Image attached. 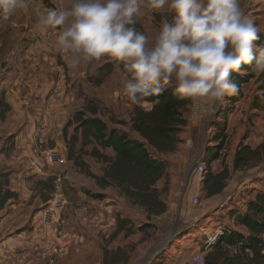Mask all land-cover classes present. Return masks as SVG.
Returning <instances> with one entry per match:
<instances>
[{"label": "rangeland", "instance_id": "obj_1", "mask_svg": "<svg viewBox=\"0 0 264 264\" xmlns=\"http://www.w3.org/2000/svg\"><path fill=\"white\" fill-rule=\"evenodd\" d=\"M72 2L27 0V7L17 10L10 21L0 22V99L11 108L0 120V173L10 174V188L18 194L0 211V264H101L103 248L118 247L130 255L128 264H195L197 256L205 258L204 247L219 228L226 233L245 231L236 225L234 213H244L249 201L264 191V157L241 169L234 166L240 146L255 150L264 145V101L258 103L264 94L261 74L243 85V98L236 104L225 97L218 108L198 115L189 102L183 110L187 126L176 150L163 154L151 149L167 167L156 187L168 211L149 218L116 188H101L68 160V144L77 134L74 117L89 102L97 106V117L109 129L140 139L130 129L133 105L123 94L128 79L123 62L102 58L70 68L56 44L60 29L42 33L37 28L39 16L48 9H68ZM240 3L264 35V0ZM141 13L136 17L138 30L153 40L161 23H172L176 15L167 9L151 12L143 5ZM78 138L77 152L82 148L80 131ZM93 146H85L78 159L88 172L101 177L107 165L86 154ZM98 148L115 156L111 149ZM51 149L59 150L66 162L45 165L43 174L33 172L32 154ZM215 152L218 158L208 163ZM198 164H204L205 174L228 170L222 193L207 197L205 174L195 171ZM100 194L107 199L91 196ZM57 196L64 198V205L54 211ZM46 197L50 201L45 202ZM47 212L56 214L54 219L45 221ZM118 217L130 220L134 235L113 236ZM145 224L155 225L156 232L137 231Z\"/></svg>", "mask_w": 264, "mask_h": 264}, {"label": "clouds", "instance_id": "obj_2", "mask_svg": "<svg viewBox=\"0 0 264 264\" xmlns=\"http://www.w3.org/2000/svg\"><path fill=\"white\" fill-rule=\"evenodd\" d=\"M142 5L176 14L172 23H161L154 40L135 27ZM25 7L27 0H0V22ZM37 28L60 29L56 44L70 68L102 58L123 62V94L132 104L172 88L196 114L210 113L237 95L230 73L240 72L242 63L255 60L252 71L264 74V49L255 44L261 29L240 0H73L68 9L40 15Z\"/></svg>", "mask_w": 264, "mask_h": 264}, {"label": "trees", "instance_id": "obj_3", "mask_svg": "<svg viewBox=\"0 0 264 264\" xmlns=\"http://www.w3.org/2000/svg\"><path fill=\"white\" fill-rule=\"evenodd\" d=\"M137 29L140 27L135 25ZM255 44L264 49V35L258 34ZM258 55V53H256ZM241 64L240 72H231L230 79L237 83L239 91L237 95L227 97L232 104L240 102L243 98V85L256 78L252 66ZM108 66V65H107ZM103 69V68H102ZM101 69V70H102ZM244 71V74L241 72ZM260 89L264 91V74L260 75ZM258 103L264 101V94L260 95ZM190 101H181L176 98L172 88H167L159 96H149L141 104H132L133 113L130 118V129L140 139L132 138L129 133L109 129L107 124L97 117V106L89 102L83 111L74 117L77 123L74 141L68 144V160L73 161L82 168L89 176L95 178L98 185L105 189L114 187L124 197L128 204L143 210L149 218H158L168 211L166 203L156 184L166 174V164L154 157L151 149L157 153H172L181 143L179 135L187 126V120L183 117V110ZM257 103V102H256ZM143 104L150 105L146 109ZM10 105L5 99H0V120L4 121L10 111ZM90 113V117L86 116ZM81 132L82 148L77 152L76 145L79 143L78 133ZM222 138L221 136L219 139ZM88 144L94 145L90 152H86L99 162L106 164L101 177L94 176L87 170L84 162L79 161L77 153L83 152ZM222 149V141L218 145ZM101 149H111L115 156L109 157L102 153ZM264 157V145L252 150L249 146H240L235 154L234 166L241 169L254 160L260 161ZM218 158L215 152L208 163ZM206 173V172H205ZM204 173V174H205ZM229 172L223 169L217 175L207 173L203 178V190L207 197H213L223 192ZM10 174L0 173V211L12 200L18 198V194L10 188ZM98 200H105V196L91 195ZM50 201L49 197L44 198ZM236 225L246 231L225 232L219 242L210 250L206 251L203 264H264V191L258 192L249 201L244 213H234ZM129 226V227H128ZM137 231L153 234L156 232L155 225L145 224ZM133 225L129 219H117V228L114 237L121 233L125 236L135 234ZM103 262L101 264H128L130 255L124 248L118 247L114 251L103 248Z\"/></svg>", "mask_w": 264, "mask_h": 264}, {"label": "built area", "instance_id": "obj_4", "mask_svg": "<svg viewBox=\"0 0 264 264\" xmlns=\"http://www.w3.org/2000/svg\"><path fill=\"white\" fill-rule=\"evenodd\" d=\"M45 1H52V0H45ZM48 37L50 38L51 35L49 34ZM66 162V159L62 156L61 152L57 149H51L47 151H35L34 154H32V157L29 158V164L31 165V168L33 172L37 174H43L45 170V165H61ZM195 171L198 175L202 176L206 172V168L204 164H198L196 166ZM199 199H195L194 203L199 204ZM64 205V198L61 196H57L54 202L52 203V207L54 211L61 210V208ZM56 216L54 213L47 212L44 215V220H52L53 217ZM51 222V221H50ZM225 235V230L222 228H219L213 236H211L205 246V250H210L214 245H216L221 237ZM204 258L203 256H197L195 258V264H203Z\"/></svg>", "mask_w": 264, "mask_h": 264}, {"label": "crops", "instance_id": "obj_5", "mask_svg": "<svg viewBox=\"0 0 264 264\" xmlns=\"http://www.w3.org/2000/svg\"><path fill=\"white\" fill-rule=\"evenodd\" d=\"M107 198H105V200H106ZM107 202H109V201H107ZM110 204V203H109Z\"/></svg>", "mask_w": 264, "mask_h": 264}]
</instances>
